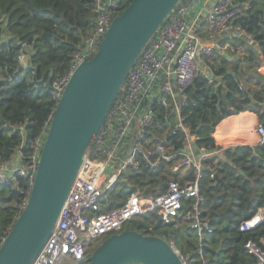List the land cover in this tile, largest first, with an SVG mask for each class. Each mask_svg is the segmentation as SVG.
Here are the masks:
<instances>
[{
	"label": "trees",
	"instance_id": "1",
	"mask_svg": "<svg viewBox=\"0 0 264 264\" xmlns=\"http://www.w3.org/2000/svg\"><path fill=\"white\" fill-rule=\"evenodd\" d=\"M239 1L251 2L250 9L235 20L251 39L226 41L234 48L233 52L228 51L237 60L220 54L205 57L212 80L201 75L186 91L196 104L183 109L185 124L191 133L200 136L197 144L206 148L222 149L213 134L227 117L249 111L264 126V76L259 72L264 63V0ZM95 19L94 0H0V165L19 153L23 158L33 153L58 104L51 87L70 70L73 56L91 35ZM24 43L33 47L26 68L17 59ZM156 109L159 115L163 114L160 105ZM165 138L166 147L182 148L184 137L180 133L174 135L171 130ZM139 162V170L123 175L131 187L116 184L96 214L120 207L137 189L144 195L157 196L167 190L171 181L185 180L173 174L174 164L163 162L150 172L142 157ZM206 166L217 174L212 179L205 170L201 183L206 198L203 216L213 228L206 239L209 264H258L245 245L251 241L264 251V222L246 233L240 231V226L264 209V145L227 148L216 163L208 161ZM187 178H193L192 171ZM26 192L23 178L17 185L0 184V246L21 214ZM178 224L179 229L174 230L173 222L164 223L154 212L133 219L126 230L154 236L175 232L176 244H182L181 253L191 255L196 251L195 233L189 223ZM151 227L153 231H149ZM87 249V258L77 264H90L94 242L88 243Z\"/></svg>",
	"mask_w": 264,
	"mask_h": 264
},
{
	"label": "built area",
	"instance_id": "2",
	"mask_svg": "<svg viewBox=\"0 0 264 264\" xmlns=\"http://www.w3.org/2000/svg\"><path fill=\"white\" fill-rule=\"evenodd\" d=\"M131 0H94L96 19L93 30L78 48L68 73L56 80L51 87L54 99L59 102L67 84L77 67L92 59L99 51L114 18ZM239 0H185L181 1L158 29L145 47L139 60L132 67L124 87L118 95L104 126L89 149L85 162L73 188L64 204L59 222L51 237L33 264H77L87 258V245L103 241L120 234L127 224L140 216L158 212L164 223L173 222V229H179L178 222L189 223L196 236V251L183 255L175 242V232L157 236L164 239L180 256L183 264H209L205 252L206 239L213 233L209 219L203 216L206 198L201 190L205 170L212 179L216 171L206 162L220 159L225 149L199 146L198 134H193L185 124L183 109L195 105L187 95L188 88L196 78L204 76L203 59L215 58L229 49L222 46L225 40L238 38L250 40L246 29L236 25L235 20L245 11ZM203 21L206 33L213 45H204L197 34ZM30 44H22L18 64L26 68ZM156 105L163 111L159 115ZM172 130L180 133L184 140L181 149L166 147V133ZM46 132L36 142L28 158L16 156L0 165V184L17 185L23 178L27 184L25 208L35 181L38 164L45 142ZM258 145H264V126L256 128ZM139 157L150 172H155L163 162L174 164L173 174L185 178L184 182L171 181L167 190L160 195H144L141 190L133 191L120 207L101 214L106 195L121 182L131 187L124 174L140 168ZM193 172V178H187ZM126 183V185L124 184ZM264 222V209L249 220L241 223L240 231L249 232ZM149 231H153L151 227ZM245 249L255 256L258 264H264V251L255 243L248 242Z\"/></svg>",
	"mask_w": 264,
	"mask_h": 264
},
{
	"label": "water",
	"instance_id": "3",
	"mask_svg": "<svg viewBox=\"0 0 264 264\" xmlns=\"http://www.w3.org/2000/svg\"><path fill=\"white\" fill-rule=\"evenodd\" d=\"M181 1L132 0L95 56L74 71L48 127L29 200L0 246V264H33L42 252L127 76ZM90 264L183 263L164 239L125 230L101 241Z\"/></svg>",
	"mask_w": 264,
	"mask_h": 264
},
{
	"label": "crops",
	"instance_id": "4",
	"mask_svg": "<svg viewBox=\"0 0 264 264\" xmlns=\"http://www.w3.org/2000/svg\"><path fill=\"white\" fill-rule=\"evenodd\" d=\"M241 3L243 4L246 10L250 9L251 7L250 1H245ZM206 26H207L206 21H203L197 31V34L199 35L204 45H213L214 42L208 39L207 33L205 32ZM224 41H225V45L229 44L228 42L226 43L227 40H224ZM223 43H224L223 41L220 42L222 46H223ZM229 47H230L229 49H231V51L233 52L234 48L230 46V44H229ZM254 48L256 49V51H260L257 46H255ZM239 49L242 51L241 48ZM239 49L238 51H240ZM222 55H224L230 60H237V56L229 52L228 49L224 51ZM202 63H203L205 73H209L210 76H212L211 69L209 65H206V62L204 59ZM259 72L260 74L264 76V63L259 68ZM259 124L260 123H259L257 115L249 111L241 112L239 114L227 117L221 121V123L217 126L213 134V137L216 141V145H218L219 147L223 149L232 148L235 146H256L258 145V141H259V137L256 133V128ZM222 127H224L222 131V136L218 138L216 136L217 131L221 130ZM16 157L17 158L15 159H18L20 155H17Z\"/></svg>",
	"mask_w": 264,
	"mask_h": 264
},
{
	"label": "rangeland",
	"instance_id": "5",
	"mask_svg": "<svg viewBox=\"0 0 264 264\" xmlns=\"http://www.w3.org/2000/svg\"><path fill=\"white\" fill-rule=\"evenodd\" d=\"M224 40H225V38H220V39H219V43L222 42V41L225 42ZM100 243H101V241H95V242H94V248H97V246H98ZM177 244H178V245H177ZM177 244H176V245H177L178 248L180 249V247H182V244H181V243H177ZM65 260H68V261H69V262H65V261H64L65 264H66V263H72V261H73L70 257H65Z\"/></svg>",
	"mask_w": 264,
	"mask_h": 264
},
{
	"label": "bare ground",
	"instance_id": "6",
	"mask_svg": "<svg viewBox=\"0 0 264 264\" xmlns=\"http://www.w3.org/2000/svg\"><path fill=\"white\" fill-rule=\"evenodd\" d=\"M211 80H212V79H211ZM223 129H224V127H222L221 130H218V131H217L216 136H217L218 138H220V136H222V131H223ZM103 207H104V206H103Z\"/></svg>",
	"mask_w": 264,
	"mask_h": 264
}]
</instances>
